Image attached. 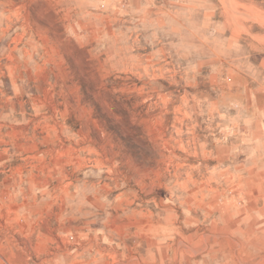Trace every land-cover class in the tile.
I'll use <instances>...</instances> for the list:
<instances>
[{"label": "rangeland", "instance_id": "rangeland-1", "mask_svg": "<svg viewBox=\"0 0 264 264\" xmlns=\"http://www.w3.org/2000/svg\"><path fill=\"white\" fill-rule=\"evenodd\" d=\"M0 264H264V0H0Z\"/></svg>", "mask_w": 264, "mask_h": 264}]
</instances>
